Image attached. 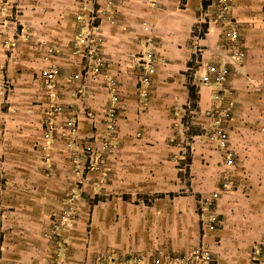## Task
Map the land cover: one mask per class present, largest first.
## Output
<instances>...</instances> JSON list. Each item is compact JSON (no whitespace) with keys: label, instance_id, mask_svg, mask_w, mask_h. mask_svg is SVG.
<instances>
[{"label":"crops","instance_id":"obj_1","mask_svg":"<svg viewBox=\"0 0 264 264\" xmlns=\"http://www.w3.org/2000/svg\"><path fill=\"white\" fill-rule=\"evenodd\" d=\"M43 1L47 4L44 9L40 8L36 11L29 9L27 12V18L36 22V24L31 23L29 28L37 29L39 38L43 41L39 49L33 48L29 43V45L25 44L24 41L18 44L17 41L10 51L6 50L11 46H5L3 42L11 39L10 33L14 32L18 25L11 24L8 15L5 21V14L0 12V62H5L7 59H9V65L23 62V64L31 65L29 71L34 70V72L57 63L69 70L66 76L72 77L71 74L77 69L75 65L77 63L74 61L77 55L69 52V45H71L69 40L73 35L75 23L71 17L62 14L60 7L51 10L52 5L59 3L60 0ZM201 4V0H121L116 14L123 24L103 26L106 34L103 50L105 54L113 58L112 64L115 70L112 73H116V78L122 84L121 96L127 108L117 119V136L114 141L116 151L102 155V160L106 163L109 160L112 161L113 168L104 175L108 177L112 175L109 179L117 177L124 184L129 183L130 186H136L143 184L142 177L151 174L163 176L175 174L177 156L172 137L176 136L182 108L190 99L188 72L184 70L193 51L191 28L194 21L199 18ZM232 14L236 19L234 22L243 31L240 33L239 45L246 52L240 70L231 66V72L234 75L233 85L239 91L240 104H237V112L241 114L248 112L249 115L250 112L260 110L264 106V0H236ZM144 21L149 25L143 26ZM212 31L203 41L211 48L210 51H214V48L222 41L219 29L215 28ZM149 35L154 39V49L159 63L157 73L154 74L152 83L144 96L143 92L136 90L137 71L131 64L135 52L145 48L146 37ZM49 49L55 51L53 56L49 55ZM215 55L210 56V60L212 58L221 60L222 56ZM8 74L13 78L23 80L26 78L29 82L26 83L24 80L23 87L20 85L21 88H19L22 92L19 97L23 96V102H29L24 101L28 96L31 99L38 98L42 104L32 105L31 109L26 107L27 104L25 106L15 104L18 112L8 113L1 109L3 98L0 97V184L4 187L0 190V201L4 207L14 209L10 210L2 224L3 245L7 246L3 254L11 259L23 255L26 259L34 256L35 263L48 264L46 259L35 257L37 252L28 249L29 253H26L27 250L22 245L26 240L36 237L39 228L43 227L42 219L47 212L41 207L43 203H47L50 197L52 201L55 199L59 204L66 195L68 185L65 177L68 178V173L71 177L73 174L71 169H67L68 152L64 142L68 136L65 135L63 128L56 127L53 128V139L49 141L44 137L45 129L40 122H42L44 109L42 105H45L43 103L47 101L38 89L39 85L31 83L30 76L33 73L17 72L14 66ZM62 80L58 79L57 88L58 94H64L57 97L58 100L66 99L65 101L69 103L76 100L70 105L77 106V99L70 95L75 91L74 87L71 89L68 87V89L67 85L72 87L80 83L76 82L75 85L65 83L64 86ZM217 89L216 86L215 88L205 86L198 88L199 112L205 111L214 102V91L217 92ZM95 95L99 100L106 98L101 92ZM6 100L10 102L12 98L8 97ZM109 103H112V100ZM85 105L86 108H90L93 104L86 102ZM76 106L71 109L77 108ZM95 108L96 106H93L92 109L95 110ZM31 111L39 113V116L30 114ZM78 111L82 114L84 112L80 108ZM100 118L98 115L95 116L94 126L103 129L106 123ZM79 121L82 132L92 127V123H89L86 118L80 117ZM251 121L255 123L253 120L249 122ZM248 124V120H242L240 116L230 121V127L234 131L232 142L236 144L241 156L234 173L261 177L262 180H258L260 186L257 190L264 194V135L260 137V141L263 142L262 146L258 145L252 137H244L246 128L249 127ZM47 142L49 147H47ZM42 144L46 145L44 149L41 148ZM212 159H215L213 161L215 164L210 163L209 166L199 165L198 167L197 157L192 158L191 170L193 171L190 172L199 176V182L207 181L208 183L211 180L215 184L212 177L216 179L219 176L220 166L214 154ZM102 176L98 178L101 180ZM114 181L116 179H113ZM101 184L107 188L111 186V183L101 182ZM237 186L240 187V185ZM228 197L225 195L219 200L218 211L221 214L227 211L235 214L230 220L226 216L223 217L224 219H221L223 228L215 229L217 231L215 235L221 247L226 248L223 254L226 258L223 261L224 264H246V255L243 252L244 248H249L250 245L260 249L259 264H264V241L259 233L252 231L249 227L254 222L264 223V201L260 199L243 201L238 198L239 200L236 201L229 200L233 201L229 204L227 203ZM106 200L111 202L109 198ZM101 202L106 201L94 199V203L90 206L93 209L92 213H94V207L99 206L98 203ZM178 203V207H174L173 212L165 213L170 224L178 225L175 231L178 239L174 238L175 235L167 234L166 237L169 238L163 237L167 242L161 245L159 242L163 241L161 237L159 241L145 238L141 249H144L143 253L149 257L155 256L158 249L171 252L179 250L180 247L176 240H181V238L184 239L181 245L188 240L190 243L194 242L201 228L204 227L193 203L189 201ZM100 206L102 207L101 204ZM116 206H118L120 222L126 223V201L122 199L117 202ZM161 206L158 202L150 207V222L157 219ZM110 212L103 215V217L106 216L107 223L112 218ZM255 215L258 216V221L255 220ZM240 225H243L242 230L238 229ZM120 233L121 230L118 229L121 242L116 246L117 250L122 249L124 252L129 243L120 237ZM79 235L72 237L71 249L66 253L62 264H82L88 256L104 253L106 249L104 242H101L103 248H98L97 252H94L92 248L88 253L85 252L82 245L85 240L84 236L81 233ZM94 238H96L95 233ZM110 239L109 234L108 240ZM113 251L114 254L111 257L116 260L118 253L115 249ZM158 254L163 255V253ZM129 261L128 255L127 262ZM107 262L111 264L110 259Z\"/></svg>","mask_w":264,"mask_h":264},{"label":"rangeland","instance_id":"obj_2","mask_svg":"<svg viewBox=\"0 0 264 264\" xmlns=\"http://www.w3.org/2000/svg\"><path fill=\"white\" fill-rule=\"evenodd\" d=\"M235 2L236 0H231L229 18L232 22L236 20L232 14ZM201 3L200 13L201 9L207 4V0H201ZM46 5V2L43 0H0V12L5 14V21H7L8 15L11 24L15 23L18 25L15 31L10 33L11 39L3 42L5 46H11L6 50L10 51L17 41L18 44L24 41L27 45L31 44L33 48H40L43 41L39 38L37 29L29 28L31 27V23L36 24V22L30 21L27 18V12L29 9L35 11L40 8L44 9ZM119 5H121V0H60L59 3L52 5L51 10H54L55 7H60L62 14L71 17L75 23L73 35L69 40L71 43L69 45V52L77 55L76 60H74L77 63L75 64L77 69L75 73L71 74L72 77L66 76L69 70H66L64 67L62 68L57 63L49 65L44 70H35L36 72H34V70L29 71L31 65L23 64V62L11 63L10 65L9 59L5 62H0V97L3 98L1 109L12 113V111L18 112V107L15 104L24 106L27 104L26 107H29V109H31L32 105L42 104L38 98L31 99L28 96L24 101L29 102H23V96L19 97L20 93H22L19 88H21L25 81L26 83L29 82L26 78L24 81L22 78H13L8 74L14 66L17 72L33 73L30 76L31 83H37L39 85V88H37L41 90L47 101V103H43L45 105H42L44 109L42 122H40L45 129L44 137L50 141V139L54 138V129L56 127L64 129L65 135L68 136L66 142H64V146L68 152L67 169H71L73 172L72 177L70 173H68V178L65 177L68 187L63 200L57 204L55 199L52 201L49 197L47 203L45 202L42 206L40 205L43 207V211H47L45 212L44 219H42L43 227L39 228L36 237L28 241L26 240L22 246L27 250L26 253H29L28 249L37 252L35 257L46 259L48 264H62L65 260L66 253L71 249L72 237L81 233L85 239L82 243L83 250L87 253L90 248L94 249V252H97L98 248H103L101 242L106 244L104 253L88 256L82 264H108L107 260L109 259L111 264H143L147 258H152L146 253H143L144 249H141V244L144 239H157L159 241V237L163 239L167 234L175 235L174 238L178 239L175 232L178 225L176 223L174 226L170 224L165 217V213L173 212L174 207H178V202L189 201L194 204L195 210L201 218L200 221L201 223L203 222L204 227L201 228L194 242L191 241L190 243V240H188L181 245V242L184 240L181 238V240H176L178 247H180L179 250L171 252L158 249V251L156 250V255L163 253L165 264H224L223 261L226 258L223 254L226 248L221 247L222 245L219 243L215 233L218 228H223L221 219H224L223 217L226 216L230 220L235 213L231 214L227 211L221 214L218 211L219 200L227 195L229 196L227 198V203L229 204L233 202L229 200L236 201L239 199L243 201H251V199L264 201V194L257 190V187L260 186L258 180H262L261 177L234 173L241 156L236 144L232 142L234 131L230 127V121L234 118H239V116L242 120L247 119L249 127L246 128V135L244 137H252L258 145L262 146L263 142L260 141V137L264 135V106L260 110L250 112L249 115L248 112L238 113L237 104H240L239 91L233 85V74L225 82L218 83L212 79L209 85H202L192 75H189L187 64L184 71L188 72L187 81L190 84L189 88L192 87L190 92L193 96H190L188 103L182 108L179 126L176 129V136L172 137L177 156L175 159V174L165 176L151 174L150 176L142 177L143 184L140 183V185L136 186H130L129 183L124 184L117 177L113 178L116 179L113 182V179H109V177L112 178V175L109 177L104 176L113 166L111 165V160L107 161V163L105 160H102V155L112 154L116 151L114 141L117 136V119L127 108L121 96L120 89L122 84L116 78V73H112L115 70L112 64L113 58L105 54L106 64L102 71L100 68L95 71L97 64L93 59L89 60L85 55L89 45L86 42H82V38L89 37L92 39L93 29H91V26L96 25L97 31L100 32L97 36L101 39H96V42L98 45L104 47L106 34L103 26L105 24L112 26L123 24L119 21V16L116 14V9ZM200 13L199 18L194 21L192 26L200 20ZM216 14L217 12H214L210 19L213 20ZM209 22L207 19L205 24L209 26ZM218 23V21L210 22V33L215 28L219 29ZM142 24L143 26L149 25L146 21L142 22ZM239 31L240 33L243 32L240 29ZM148 38L153 39L150 35L146 37V39ZM210 50L211 48L206 46L204 58L202 57L204 63L210 65L212 62L217 61L214 58L210 60V56L212 57L220 53L227 55V59L230 60V48L229 46L222 47V42H219L218 46L214 48V51ZM242 50L244 49L242 48ZM48 52L50 56L55 54L53 49H49ZM133 58L134 56L132 57L133 63L131 65L137 71L136 90L139 92L141 91L138 82L139 69ZM243 62L237 64V61L236 63L228 61V64L232 65V68L240 70ZM206 64L200 62V65L196 66L197 75L206 73ZM156 66L158 69V64ZM48 74L52 75L50 85L44 84L45 82L43 81L44 75ZM59 78L63 79L62 83L64 81V86L65 83L71 85H75L76 82L80 83L72 87L67 85V88L69 87L70 89L74 87L75 91L70 95L77 99V106L70 105L76 102V100L70 103L66 102V99L58 100L57 97L64 94H58L57 82ZM113 81H116L115 85L111 84ZM4 83L8 84L9 87L4 89ZM200 86L211 88H215L216 86L218 89L217 92L214 91L216 95L214 94V102H212L210 107L206 108L205 111L199 112L197 91ZM99 92L104 93L106 98L99 100L95 95ZM146 92L143 93L144 96ZM115 93L118 95L117 103H114L112 100ZM8 97L9 99L12 98L10 102L6 100ZM14 98H16L15 101ZM107 98L109 99L107 100ZM111 100L112 103H109ZM86 102L93 105L90 108H86ZM114 105L116 107L115 117H113V121H110L107 112ZM73 106L77 108L72 110L71 108ZM93 106H96L95 110L92 109ZM79 108L84 111L83 114L81 111H78ZM251 110L253 109L251 108ZM29 113L39 116V113H35L34 111ZM96 115L101 117L100 120H105V128L100 129L99 126H94L96 123ZM80 117L86 118L89 123H92V127L88 131H81L79 124ZM250 120L255 121V123L253 124L252 121L249 122ZM69 122H75L77 126L78 130L74 135L69 131ZM110 123H113V128L109 127ZM219 129L226 134L224 144L217 137L216 132ZM71 139L74 142L73 144H69V140ZM46 144L49 147L48 142ZM44 145H41L42 149L45 148L46 145ZM85 145H90L89 152L84 149ZM258 145L256 146L258 147ZM204 150L206 152H203ZM213 154L218 160L216 162L220 166L218 170L219 176L216 179L212 177L215 180V184L211 180L208 183L207 181L199 182V176L190 172L193 171L191 170L192 158L197 157L198 167L199 165L209 166L210 163L215 164L213 162L215 159H212ZM100 175H103L101 180L98 178ZM201 178L203 177L201 176ZM101 182L111 183V186L107 188ZM247 184L248 186H246ZM237 185H240V187ZM1 188L4 187L1 185L0 190ZM214 193H217L216 199L207 204L206 197H211ZM97 198L106 202L98 203L99 206H95L94 213H92L93 209L90 206L94 203V199L97 200ZM107 198L111 202H108L106 200ZM122 199L126 201V223L123 221L120 222L118 206H116L117 202ZM158 202L162 205L158 217L156 220L150 222V207H153ZM10 210L14 209L4 207L0 201L1 225L4 223L6 215L8 216L10 213ZM109 211H111L112 218L107 223L106 216L103 217V215L109 213ZM174 219L177 218L174 217ZM257 219L258 216L255 215V220ZM249 227L252 231L259 233L264 241V223L254 222ZM118 229L121 230L120 237L129 243V246L126 247L127 249L124 252L121 249L123 254H119L121 250H117L118 248L116 246L121 242ZM238 229L242 230L243 225H240ZM94 233L96 238H94ZM108 233L111 237L110 240H108ZM3 237L1 231V264H37L35 263L34 256L28 259L24 255L12 259L5 257L3 251L5 252L7 246L3 245ZM159 242L163 245L167 241L163 239V241ZM158 248L161 247L158 246ZM113 249L118 253L116 260H113L111 257L114 254ZM205 251H207L208 257H206ZM259 252L260 249L254 248L252 245L249 248L245 247L243 253L246 255V264H259ZM128 255L130 257L129 262H127ZM140 258H143V262L139 261Z\"/></svg>","mask_w":264,"mask_h":264},{"label":"built area","instance_id":"obj_3","mask_svg":"<svg viewBox=\"0 0 264 264\" xmlns=\"http://www.w3.org/2000/svg\"><path fill=\"white\" fill-rule=\"evenodd\" d=\"M206 3V2H205ZM231 0H207V4H205L204 8L201 9L200 13V20L197 21L191 28V38L193 40V51L191 54V57L188 62V72L189 75H192L196 81L198 80L202 85H209L212 82V79L214 81L221 83L227 81L229 76L232 74L231 72V66L228 64V61L235 62L237 61V64H241L245 58V51L242 50V48L239 45L240 41V31L235 22H232L229 18L230 12H231ZM214 12H217L216 16L212 19V14ZM214 21L219 22V33L220 38L222 42V47L225 48V46H229L230 48V60L227 59V55L224 54H216V56L220 55L222 56V60L212 62L210 65L207 63H204L202 60V57L204 58V52L206 51V46L203 41L207 39L209 33H210V22L209 26L206 25V21ZM91 29H93V35L91 38H82V42H86V44L89 45L86 56L89 58V60L93 59L97 66L95 67V71L97 69H103L104 65L106 64V57L103 50V46L98 45L96 42V39L101 40L99 36H97L100 32L97 31L96 25H92ZM145 41V48L135 52L136 55H134V61L137 64V68L139 69V75H138V82L140 84V90L141 92H146L147 88L150 87L153 75L157 71V64L158 59L156 57V51L154 49V41L152 38L146 39ZM90 41H92L90 43ZM88 42V43H87ZM100 46V47H99ZM218 46V45H217ZM220 46V45H219ZM200 62L203 64H206V73H203L201 75H197L196 66L200 65ZM88 73V72H87ZM52 75H44L43 81L44 84L50 85V82L52 81L50 78ZM112 85L116 84V81H113L111 83ZM4 89L9 87L8 84L4 83ZM113 102L117 103L118 95L115 93L113 96ZM115 105L109 109L107 112L108 118L110 121H113V117H115ZM70 129L69 131L71 134H75L77 132V126L75 122H69ZM110 128H113V123L109 125ZM217 137L220 138L222 141V144H224L226 140V134L222 130H218ZM73 140H69V144H73ZM90 145H85V148L87 152L90 151ZM217 193H214L211 197H206L207 204L213 202L214 199H216ZM214 220V219H213ZM212 227V226H211ZM2 231V225L0 224V234ZM1 236V235H0ZM206 257L207 251H205ZM205 256V255H204ZM143 258H140L139 261H142ZM143 264H165L164 261V255L158 254L153 256L152 258H147Z\"/></svg>","mask_w":264,"mask_h":264},{"label":"trees","instance_id":"obj_4","mask_svg":"<svg viewBox=\"0 0 264 264\" xmlns=\"http://www.w3.org/2000/svg\"><path fill=\"white\" fill-rule=\"evenodd\" d=\"M191 89H192V87H190V91H191ZM190 96H193V95H191V92H190Z\"/></svg>","mask_w":264,"mask_h":264}]
</instances>
